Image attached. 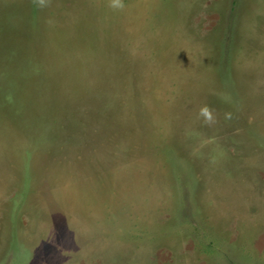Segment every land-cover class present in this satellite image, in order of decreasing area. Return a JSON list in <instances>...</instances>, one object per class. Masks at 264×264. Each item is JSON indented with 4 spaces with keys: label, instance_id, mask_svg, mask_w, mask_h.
Here are the masks:
<instances>
[{
    "label": "rangeland",
    "instance_id": "rangeland-1",
    "mask_svg": "<svg viewBox=\"0 0 264 264\" xmlns=\"http://www.w3.org/2000/svg\"><path fill=\"white\" fill-rule=\"evenodd\" d=\"M0 264H264V0H0Z\"/></svg>",
    "mask_w": 264,
    "mask_h": 264
}]
</instances>
